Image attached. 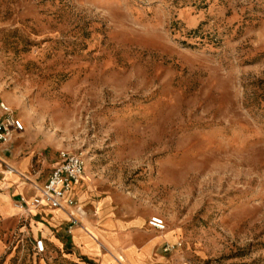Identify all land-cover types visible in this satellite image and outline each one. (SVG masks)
I'll return each instance as SVG.
<instances>
[{
	"label": "rangeland",
	"instance_id": "obj_1",
	"mask_svg": "<svg viewBox=\"0 0 264 264\" xmlns=\"http://www.w3.org/2000/svg\"><path fill=\"white\" fill-rule=\"evenodd\" d=\"M0 99L178 264H264V0H0Z\"/></svg>",
	"mask_w": 264,
	"mask_h": 264
},
{
	"label": "crops",
	"instance_id": "obj_2",
	"mask_svg": "<svg viewBox=\"0 0 264 264\" xmlns=\"http://www.w3.org/2000/svg\"><path fill=\"white\" fill-rule=\"evenodd\" d=\"M23 132L8 144L0 143L1 264H178L169 253L178 239L169 241L163 233L167 228L150 226L153 215L119 193L97 194L85 175L69 194L81 210L79 224L70 232V218L59 208L42 205L22 211L16 206L19 196L30 200L36 194L59 162V155L55 161L41 156L43 144L25 142ZM35 239L43 240V253L34 250Z\"/></svg>",
	"mask_w": 264,
	"mask_h": 264
},
{
	"label": "built area",
	"instance_id": "obj_3",
	"mask_svg": "<svg viewBox=\"0 0 264 264\" xmlns=\"http://www.w3.org/2000/svg\"><path fill=\"white\" fill-rule=\"evenodd\" d=\"M25 130L22 119L14 114L12 108L4 101H0V143L8 144L15 134ZM10 169V167H8ZM85 172V159L81 153H69L60 151L59 162L52 168L48 178L38 187L36 194L30 200L19 196L15 205L22 211L42 205L59 208L67 213L70 221L67 225V232L79 224L80 208L76 207V201L69 194L74 183L79 181ZM148 224L158 230H165L166 224L162 217L153 215L149 218ZM34 250L37 253L44 252L42 239L33 241ZM170 247L166 246L164 251Z\"/></svg>",
	"mask_w": 264,
	"mask_h": 264
}]
</instances>
